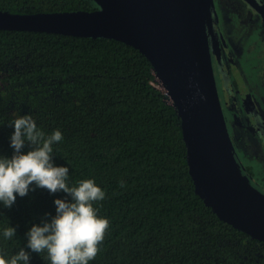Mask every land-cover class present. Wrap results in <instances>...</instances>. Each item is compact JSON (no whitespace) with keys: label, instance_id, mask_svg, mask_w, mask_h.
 Instances as JSON below:
<instances>
[{"label":"trees","instance_id":"trees-1","mask_svg":"<svg viewBox=\"0 0 264 264\" xmlns=\"http://www.w3.org/2000/svg\"><path fill=\"white\" fill-rule=\"evenodd\" d=\"M98 8L0 0L13 14ZM160 86L150 60L122 41L0 29V155H12L9 124L19 115L62 132L54 165L69 169L70 187L93 179L106 194L93 206L109 228L89 264H264V241L221 220L196 192L181 119ZM57 198L68 197L36 189L0 205V233L16 229L11 241L0 235V255L24 247L31 225L55 215ZM43 256L31 253L29 264H48Z\"/></svg>","mask_w":264,"mask_h":264},{"label":"water","instance_id":"water-1","mask_svg":"<svg viewBox=\"0 0 264 264\" xmlns=\"http://www.w3.org/2000/svg\"><path fill=\"white\" fill-rule=\"evenodd\" d=\"M94 11H0V29L106 37L139 49L181 119L196 192L223 221L264 241V193L243 175L216 95L213 0H92Z\"/></svg>","mask_w":264,"mask_h":264},{"label":"clouds","instance_id":"clouds-1","mask_svg":"<svg viewBox=\"0 0 264 264\" xmlns=\"http://www.w3.org/2000/svg\"><path fill=\"white\" fill-rule=\"evenodd\" d=\"M9 125L13 152L10 157L0 155V205L10 209L17 196L23 198L36 189L63 192L70 199H54L55 215L46 213L48 218L32 224L25 233V246L8 258L0 255V264H29L31 253L44 254L48 264H89L109 228L108 219L93 206L105 199V192L93 179L69 186V169L53 163V145L63 140L59 129L45 133L31 114L19 115ZM26 144L29 150L24 152ZM0 235L11 241L16 229L7 226Z\"/></svg>","mask_w":264,"mask_h":264},{"label":"flooded vegetation","instance_id":"flooded-vegetation-1","mask_svg":"<svg viewBox=\"0 0 264 264\" xmlns=\"http://www.w3.org/2000/svg\"><path fill=\"white\" fill-rule=\"evenodd\" d=\"M213 2L208 39L217 99L234 158L250 184L264 193L249 163H264V96L256 94L258 84L264 90V0Z\"/></svg>","mask_w":264,"mask_h":264},{"label":"rangeland","instance_id":"rangeland-1","mask_svg":"<svg viewBox=\"0 0 264 264\" xmlns=\"http://www.w3.org/2000/svg\"><path fill=\"white\" fill-rule=\"evenodd\" d=\"M160 83V82H159ZM263 83V81H262ZM161 84V83H160ZM260 85V86H259ZM262 84H258L260 90L256 91L257 95H263L264 96V90L261 87ZM159 87V85H158ZM161 87V86H160ZM162 88V87H161ZM170 100V99H169ZM171 102V101H170ZM248 158H245V161H247ZM251 166H253L254 168V176L255 179L257 180L258 184V188L260 190L264 189V163L256 160L255 162L253 160H251V162H249Z\"/></svg>","mask_w":264,"mask_h":264},{"label":"bare ground","instance_id":"bare-ground-1","mask_svg":"<svg viewBox=\"0 0 264 264\" xmlns=\"http://www.w3.org/2000/svg\"><path fill=\"white\" fill-rule=\"evenodd\" d=\"M161 83V82H160ZM161 85H162V90L164 91V93L168 96V98H169V95H168V92H167V90H166V88H165V86L161 83Z\"/></svg>","mask_w":264,"mask_h":264}]
</instances>
